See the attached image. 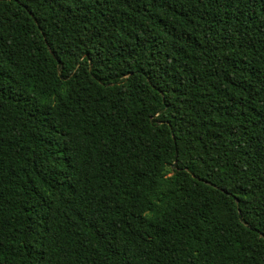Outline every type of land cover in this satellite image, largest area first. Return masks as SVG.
Instances as JSON below:
<instances>
[{"label":"trees","instance_id":"obj_1","mask_svg":"<svg viewBox=\"0 0 264 264\" xmlns=\"http://www.w3.org/2000/svg\"><path fill=\"white\" fill-rule=\"evenodd\" d=\"M0 264H264V0H0Z\"/></svg>","mask_w":264,"mask_h":264}]
</instances>
